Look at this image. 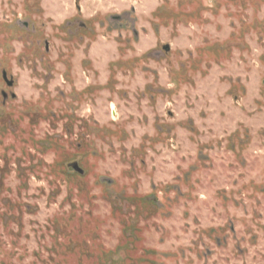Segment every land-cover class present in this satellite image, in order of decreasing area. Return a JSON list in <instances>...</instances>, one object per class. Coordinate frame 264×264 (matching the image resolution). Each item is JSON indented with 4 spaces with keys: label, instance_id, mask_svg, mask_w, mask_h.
<instances>
[{
    "label": "rangeland",
    "instance_id": "1",
    "mask_svg": "<svg viewBox=\"0 0 264 264\" xmlns=\"http://www.w3.org/2000/svg\"><path fill=\"white\" fill-rule=\"evenodd\" d=\"M74 1L0 0V264H264V0Z\"/></svg>",
    "mask_w": 264,
    "mask_h": 264
},
{
    "label": "flooded vegetation",
    "instance_id": "2",
    "mask_svg": "<svg viewBox=\"0 0 264 264\" xmlns=\"http://www.w3.org/2000/svg\"><path fill=\"white\" fill-rule=\"evenodd\" d=\"M78 2H76V1L73 2V7L76 8V12H77V10L79 12ZM126 16H128V15L123 14L122 17H121L122 20L119 22L120 24H116V25H119L120 27L129 26V24H131V21ZM22 17H23V15H19V17L15 18L13 21H11L10 22V23H12L11 27L14 28V31L19 32L21 34H24L25 38H30L31 36L34 37V35H36V33H37L36 29H38L39 26H36L33 22H31V20H29L27 18H22ZM108 18H110V16H108ZM112 20L113 19H111V21ZM109 23L111 25H112V23L114 24V22H109ZM62 24H63V28L65 29V33H66V35L69 38L68 40H71V39H73V37H75L77 44L82 42L83 40H86L85 37L81 35L83 32L87 33L88 28H89L86 25V21L85 20H82L81 18L77 17V15H76V16H72L71 18L64 19L62 21ZM60 26H61V23H60ZM80 30H81V34L79 33ZM133 32L134 31L132 30V33ZM21 38H22V36L19 37V40ZM35 42H36V44H40V43L43 44L44 49L45 50L47 49V43L48 42L46 40H42L41 42H38V41H35ZM28 43L29 44H32V43L34 44V42H28ZM168 51H169V47L165 46V47L162 48L161 52L162 53H166ZM86 53H88V49L86 50ZM15 83H16V81L12 77V75H10V73L7 72L6 68H4V67H2L0 65V86H1L0 87V108L5 106L7 101L15 99V95H14V93H12V89L14 88ZM87 87L88 86H86V84H84L83 87H80L78 89V92H79V94L81 96L83 95V93L87 89ZM110 112L113 115V113H112L113 110L112 109H111ZM67 169L70 172H73L74 174L83 175V170L80 168L78 162L70 163L67 166Z\"/></svg>",
    "mask_w": 264,
    "mask_h": 264
}]
</instances>
